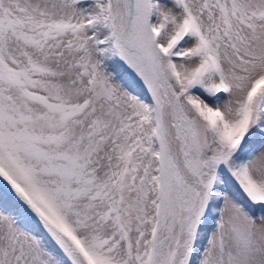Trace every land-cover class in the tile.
Returning a JSON list of instances; mask_svg holds the SVG:
<instances>
[{
    "label": "snow or ice",
    "instance_id": "1",
    "mask_svg": "<svg viewBox=\"0 0 264 264\" xmlns=\"http://www.w3.org/2000/svg\"><path fill=\"white\" fill-rule=\"evenodd\" d=\"M0 264H264V0H0Z\"/></svg>",
    "mask_w": 264,
    "mask_h": 264
}]
</instances>
